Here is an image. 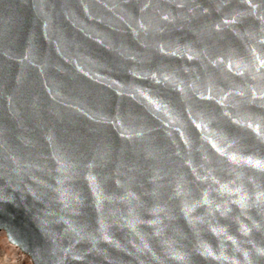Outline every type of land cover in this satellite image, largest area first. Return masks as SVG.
<instances>
[{
	"label": "water",
	"instance_id": "95a60500",
	"mask_svg": "<svg viewBox=\"0 0 264 264\" xmlns=\"http://www.w3.org/2000/svg\"><path fill=\"white\" fill-rule=\"evenodd\" d=\"M257 162L264 0H0V230L33 264H264Z\"/></svg>",
	"mask_w": 264,
	"mask_h": 264
},
{
	"label": "rangeland",
	"instance_id": "374dc122",
	"mask_svg": "<svg viewBox=\"0 0 264 264\" xmlns=\"http://www.w3.org/2000/svg\"><path fill=\"white\" fill-rule=\"evenodd\" d=\"M5 232L0 231V264H33L31 258L27 254H23L24 258L15 257L12 250V244H10ZM5 237L7 239H5Z\"/></svg>",
	"mask_w": 264,
	"mask_h": 264
},
{
	"label": "clouds",
	"instance_id": "9594fccd",
	"mask_svg": "<svg viewBox=\"0 0 264 264\" xmlns=\"http://www.w3.org/2000/svg\"><path fill=\"white\" fill-rule=\"evenodd\" d=\"M232 159L233 160H236V157H232ZM249 163H251V161H249ZM257 166L264 167V164H259L257 162ZM225 191H227V189H225ZM243 201H244V198L243 197H241V200L238 201V203L240 204V207H242V208L245 206V204H244ZM213 231H216L219 234V232L222 231V230L214 229ZM244 231H245V233H247V229H245ZM104 239L105 240H108V237L107 236H104ZM228 239H231V237H228ZM205 255H209V256L213 255V253L211 252V249L205 247ZM244 255L247 256V253H245ZM216 258L217 259H225V260L227 259V257H224V256H220V257H216Z\"/></svg>",
	"mask_w": 264,
	"mask_h": 264
},
{
	"label": "bare ground",
	"instance_id": "6f19581e",
	"mask_svg": "<svg viewBox=\"0 0 264 264\" xmlns=\"http://www.w3.org/2000/svg\"><path fill=\"white\" fill-rule=\"evenodd\" d=\"M0 231H2V230H0ZM4 232V231H3ZM4 235H5V233H3ZM5 239H7L6 237H5ZM12 250L14 251V256L15 257H20V258H24V257H21V256H23V254H24V252L23 251H21L18 247H15V246H13L12 245ZM25 255V254H24Z\"/></svg>",
	"mask_w": 264,
	"mask_h": 264
}]
</instances>
